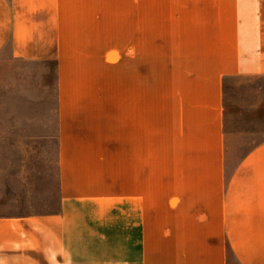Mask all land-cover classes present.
<instances>
[{"label":"crops","instance_id":"0c3cea01","mask_svg":"<svg viewBox=\"0 0 264 264\" xmlns=\"http://www.w3.org/2000/svg\"><path fill=\"white\" fill-rule=\"evenodd\" d=\"M125 46L143 65L120 101ZM4 52L56 62L59 208L0 213V264H264V143L227 178L223 158L224 85L264 76V0H0ZM151 61L176 67L154 159Z\"/></svg>","mask_w":264,"mask_h":264},{"label":"rangeland","instance_id":"374dc122","mask_svg":"<svg viewBox=\"0 0 264 264\" xmlns=\"http://www.w3.org/2000/svg\"><path fill=\"white\" fill-rule=\"evenodd\" d=\"M121 53L125 60L112 66L113 72L107 74L114 84H119L120 101H126L128 69L135 65V71L141 72L143 61H130L126 46ZM147 63L151 72L153 123H157L153 126L157 133L153 134L154 159L164 146L160 129L165 125L159 122L166 110L161 104L176 67L175 62ZM56 91L54 60L11 61L6 52L0 54L2 215L48 213L59 208ZM224 91L223 158L227 178L253 149L264 143V76L228 78ZM230 262L238 264L233 255Z\"/></svg>","mask_w":264,"mask_h":264}]
</instances>
